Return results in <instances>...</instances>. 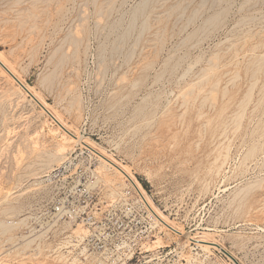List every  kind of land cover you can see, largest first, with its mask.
Masks as SVG:
<instances>
[{
    "label": "rangeland",
    "instance_id": "1",
    "mask_svg": "<svg viewBox=\"0 0 264 264\" xmlns=\"http://www.w3.org/2000/svg\"><path fill=\"white\" fill-rule=\"evenodd\" d=\"M0 52L72 131L141 180L175 228L234 260L155 217L128 264H264V0H0ZM2 89L0 224L11 230L0 229V263L60 264L16 245L13 222L62 161L38 157L64 134L15 82L0 76Z\"/></svg>",
    "mask_w": 264,
    "mask_h": 264
},
{
    "label": "built area",
    "instance_id": "2",
    "mask_svg": "<svg viewBox=\"0 0 264 264\" xmlns=\"http://www.w3.org/2000/svg\"><path fill=\"white\" fill-rule=\"evenodd\" d=\"M100 157L78 144L35 184L40 194L20 226L16 245L42 250L60 264H128L153 230L147 187L135 176L106 182Z\"/></svg>",
    "mask_w": 264,
    "mask_h": 264
},
{
    "label": "bare ground",
    "instance_id": "3",
    "mask_svg": "<svg viewBox=\"0 0 264 264\" xmlns=\"http://www.w3.org/2000/svg\"><path fill=\"white\" fill-rule=\"evenodd\" d=\"M95 2H96V0H95ZM17 4V3H16ZM95 7V6H94ZM167 12V11H166ZM101 13V12H100ZM98 15H100V14H98ZM102 15V14H101ZM159 16V15H158ZM157 21V20H156ZM144 23V22H143ZM143 29V28H142ZM142 31V30H141ZM71 34H73V33H71ZM74 36L76 35L75 33L73 34ZM73 35H72V37H73ZM69 36V35H68ZM142 36V35H141ZM79 36H76V38L74 39V42L76 43L77 42V38H78ZM79 39H81L80 37H79ZM81 41V40H80ZM74 43V44H75ZM73 44V45H74ZM77 44V43H76ZM77 47V46H76ZM58 48V47H57ZM59 48H60V46H59ZM59 48L57 49V50H59ZM56 50V49H55ZM54 53V52H53ZM3 54V53H2ZM1 54V52H0V76L1 77H3L6 81H7V83L10 85V84H12V83H16L19 87H20V89L22 88L23 90H24V92L40 107V110H41V112L42 113H44L45 115H46V117H48L52 122H54L56 125H57V129L59 128V130H61L62 132H63V134H64V144H57L56 143V145L55 146H53V144H52V146L53 147H49L50 149H48L47 151L44 149V151H46V152H42V153H44V157H43V155L42 154H40V156L38 157V158H41L42 157V159L44 160L43 161V163H45L44 165H45V167H49V166H51L53 163H56V162H60V160H62L64 157H65V155H66V148H65V144H66V147H67V145H72V144H75V143H80V144H83V145H87V146H89L90 148H92L93 150H95L96 152H97V154L99 155V157H100V162H99V168H101V170H103L104 172V174L105 175H110V176H112V177H116L117 175H119V176H122V174H126V175H128V176H131L132 177V174L130 173V171H129V169L127 168V167H125L124 165H122L121 163H119L117 160H115L111 155H108L107 154V152H105L103 149H101L100 147H98L97 145H95V143H93L90 139H88V138H86V139H83V138H81V137H79L78 135H77V133H75L74 131H72L64 122H63V119H61V117L57 114V112L56 111H53V108H51V107H49V105L46 103V102H44V100L41 98V96H39V94H37L34 90H33V88H31L30 86H28L27 84H25L24 83V81H22L21 80V78H20V76L17 74V72H16V70L14 69V67H13V63H11V62H9L3 55ZM54 55V54H53ZM52 55V56H53ZM64 57H65V55L63 56V59H62V61H64ZM61 61V62H62ZM213 65V64H212ZM257 65V64H256ZM57 66V65H56ZM261 66V65H260ZM211 67V66H210ZM209 67V68H210ZM56 69H57V67H55ZM258 68V67H257ZM211 69H213V67L211 68ZM204 71H206L207 72V70H208V68H206V69H203ZM206 72H204V73H206ZM55 74V73H54ZM207 75L209 74V73H206ZM207 75H205V76H207ZM201 76H203L204 78H205V76H204V74L203 75H201ZM200 76V77H201ZM209 77V76H208ZM207 77V78H208ZM52 80L54 79V78H51ZM49 80V79H48ZM199 81H201V80H199ZM202 81H203V79H202ZM194 84V83H193ZM215 84H217V86H218V82L217 83H215ZM14 85V84H13ZM196 85H198L197 84V82H196ZM133 86H134V84H133ZM132 86V87H133ZM191 87H194V86H190V88ZM16 88V87H15ZM195 88V87H194ZM226 88V87H225ZM7 89V88H6ZM70 90V89H69ZM190 90V89H189ZM7 91V90H6ZM5 91V92H6ZM192 91H194V89L192 88ZM192 91H190V95H191V92ZM3 93V89H2V93L0 92V99H3L4 97H6L7 96V94L6 93ZM11 92V91H10ZM223 94H224V92H222ZM20 94H21V92H20ZM187 94H188V92H187ZM184 96V95H183ZM188 96V95H187ZM187 96H184V99L185 98H188V99H185V100H188L189 101V98L190 97H187ZM225 96V95H224ZM23 98V97H22ZM16 99V98H15ZM23 99H25V97L23 98ZM22 99V100H23ZM205 100H207L206 98H204ZM210 99V98H209ZM22 100H19V101H22ZM12 102H13V100H11ZM10 101V102H11ZM208 101V100H207ZM207 101H203L204 103L205 102H207ZM183 104H188L186 101H184L183 100ZM186 102V103H185ZM244 102V101H243ZM14 103V102H13ZM23 103V102H22ZM212 103V102H211ZM210 103V104H211ZM15 104H18L17 102L15 103ZM210 104H209V106H210ZM213 104H215L214 103V101H213ZM9 105V104H8ZM19 105H20V103H19ZM205 105V104H204ZM9 106H11V105H9ZM17 106V105H16ZM8 108V107H7ZM12 108H13V104H12ZM11 108V109H12ZM17 108H18V106H17ZM69 108L71 109L72 108V106H69ZM201 108H203V107H201ZM210 108V107H209ZM213 108H214V106H213ZM10 109V110H11ZM14 110V109H13ZM214 110V109H213ZM12 112V111H11ZM15 112V111H14ZM8 115V114H7ZM239 117L241 118V116L239 115ZM241 121V120H240ZM205 127V126H204ZM203 127V128H204ZM41 128H43V127H41ZM42 131V130H41ZM62 143V142H61ZM6 144V143H5ZM55 144V143H54ZM4 145V144H3ZM9 145V144H8ZM8 145L7 146H5V147H8ZM220 146V145H219ZM4 147V146H3ZM47 147V146H46ZM47 147V148H48ZM44 148V147H43ZM46 148V149H47ZM7 148H5L4 150H6ZM228 149V148H227ZM226 149V150H227ZM68 150V149H67ZM0 151H1V153H3L2 152V150L0 149ZM41 153V152H40ZM3 155H4V153H3ZM42 155V156H41ZM1 157V156H0ZM225 157V156H224ZM226 157H227V155H226ZM1 159V158H0ZM41 159V160H42ZM226 160H227V158H226ZM40 161V160H39ZM215 163L216 162H218V160L216 161H214ZM225 163H226V161H225ZM223 165H225V164H223ZM39 166V165H38ZM41 167V166H40ZM221 168H222V166H221ZM39 170H41V169H39ZM100 170V171H101ZM42 171V170H41ZM113 171V172H112ZM32 173V172H31ZM100 173V172H99ZM218 173V172H217ZM216 175H218V174H216ZM217 177V176H216ZM117 179V178H116ZM107 181H109V182H112V183H116V184H121L122 182H120V179H119V182H117V180H115V179H112V180H107ZM147 201H148V203L150 204V206H151V208H152V210H153V214H154V216L156 217V220L158 221V223H160L165 229H167V230H169V231H172V232H174L175 234H177L179 237H181V238H183V239H189V240H192V241H194L195 243H196V245L197 246H199V247H201V248H203V249H210V248H216L218 245L215 243V242H213L212 240L210 241L209 239H207V237L208 236H205V235H200V236H194V237H188V234L187 233H184V232H182V231H180L179 229H177V228H175V226L173 225V224H171L170 223V221L167 219V217L166 216H164L163 214H162V212H160L158 209H156L155 207H154V205L152 204V202H151V200L147 197ZM4 202H5V200H4ZM8 224V223H7ZM7 224H5V225H3V223L2 224H0V229H1V234H3V236H4V233L6 234V232H10V230H11V227H9V229L7 228V227H5V226H7ZM10 224H12V223H10ZM17 226V225H16ZM19 226V225H18ZM2 236V235H1ZM1 239H2V237H0ZM9 240V239H8ZM11 240V239H10ZM189 242V241H188ZM218 247H220V246H218ZM25 249L27 250V249H29V248H26L25 247ZM25 249H23V250H25ZM217 249V248H216ZM218 250H220V251H224V249H223V247H220V248H218ZM225 252V251H224ZM10 253H8V254H6V255H9ZM48 257V256H47ZM2 258V257H1ZM49 260V259H48ZM1 264V263H0Z\"/></svg>",
    "mask_w": 264,
    "mask_h": 264
},
{
    "label": "water",
    "instance_id": "4",
    "mask_svg": "<svg viewBox=\"0 0 264 264\" xmlns=\"http://www.w3.org/2000/svg\"><path fill=\"white\" fill-rule=\"evenodd\" d=\"M226 256H228L229 258H231L226 252L222 251ZM233 260V258H231ZM234 261V260H233Z\"/></svg>",
    "mask_w": 264,
    "mask_h": 264
}]
</instances>
